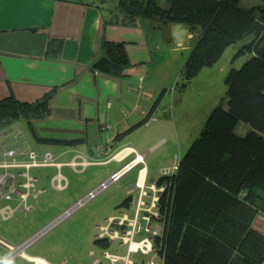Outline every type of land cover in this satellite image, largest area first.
<instances>
[{"label":"trees","instance_id":"obj_1","mask_svg":"<svg viewBox=\"0 0 264 264\" xmlns=\"http://www.w3.org/2000/svg\"><path fill=\"white\" fill-rule=\"evenodd\" d=\"M118 10L131 26L145 19L156 26L199 30L181 73L187 83L204 67H214L227 48L252 37L234 62L247 54L249 59L226 76V106L211 113L178 168L155 181L165 191L158 205V225L164 232L154 246L163 264H264V229L256 226L264 217V0H120ZM104 46L92 71L117 80L129 77L126 45ZM56 93L27 103L11 90L0 101V130L24 118L29 133L42 144L35 120L51 115ZM242 124L251 132L239 136ZM86 142L45 144L73 147ZM95 245L107 252L113 244L104 237L95 239Z\"/></svg>","mask_w":264,"mask_h":264},{"label":"crops","instance_id":"obj_2","mask_svg":"<svg viewBox=\"0 0 264 264\" xmlns=\"http://www.w3.org/2000/svg\"><path fill=\"white\" fill-rule=\"evenodd\" d=\"M103 3L104 0H0V101L8 98L12 90L20 101L34 103L57 89L50 104L51 117L48 116L50 118L47 119L57 118L65 122L58 128L40 129L37 124L46 123L47 119L35 120L38 140L43 142L42 144L29 133L28 126L27 131L30 135L21 128L24 123L28 124L24 118L13 121L0 130V178L7 174L15 176L14 183L17 187L26 182L27 179L21 175L27 173L37 182L35 191L18 188L19 192L27 197V205L34 209L25 214L21 209V196L15 194L12 200L0 202L2 222L13 220L20 223V218L27 219L30 213L38 212L39 198L45 195L46 188L52 187L60 191L69 189L71 182L64 176L67 169L72 175L85 176L98 166L109 168L113 166L106 176L109 180L111 175L133 160L129 149H135L146 156L150 151L143 153L144 150L137 146L135 141L131 146L132 142H129V138L132 134L144 130L155 119V114L161 106V97L155 100V91H146V94L141 95V87L133 92L137 85L127 80L133 69L148 70L147 68L160 54L157 52L159 50L157 44L163 48L167 47L166 43L171 40L172 25L156 26L145 19H139L134 26H131L123 21L120 10L119 12L106 10ZM119 3L120 0L118 5ZM192 35L191 38H194V33ZM106 42L126 45L130 57L129 77L117 80L92 71L94 62L104 53ZM71 88L74 93L68 94ZM63 94H68L69 99L72 100L60 104L57 112L53 102ZM136 95L141 96L134 99ZM115 97L118 98L117 103L113 101ZM76 106L79 108L78 116H75ZM121 109H125V112ZM95 110V119H88L91 115L90 111L94 113ZM84 119L88 122L93 121L94 125L97 124L94 132H89L87 127L81 130V127L76 125L83 124ZM72 120L78 123L71 128L67 127L66 123ZM146 121L147 123L144 124ZM140 125L141 127H138ZM92 138L96 141L99 139L100 144H97L99 150L84 151L78 148L85 146ZM82 139H86L85 145L72 147L61 144L63 147L56 153L52 152L51 146L61 145L45 144ZM2 148H14L18 150V154L11 159L5 156ZM33 153L37 155L36 158L41 164L37 167L32 166ZM49 154L54 157V163L43 166L45 157ZM5 163L30 167L5 168ZM148 170L150 176V165ZM49 171L53 176H49ZM58 181L61 182L60 186L57 185ZM9 185L7 184L6 187ZM128 193L131 194L133 191ZM131 196L128 195L127 201L130 203V210L131 201L137 198L131 199ZM11 202L14 204L4 205ZM44 214H47L48 219L40 218ZM51 219L48 213L35 214L32 220L27 222L38 223L36 228L27 231L29 236L41 229L43 224H48ZM8 226L13 233L11 235H5L0 226V257H5L8 253L6 244L16 247L29 239L27 236L28 239L25 241H19L21 244H13L16 242H13L12 238H20L24 232L25 234L27 232L21 229L14 231L16 225ZM97 236L99 235H96L94 240ZM30 256L46 260L44 257ZM57 258L61 257L57 256ZM21 261L32 264L25 258H21ZM95 262L103 264L100 261ZM67 263L66 258L63 264Z\"/></svg>","mask_w":264,"mask_h":264},{"label":"rangeland","instance_id":"obj_3","mask_svg":"<svg viewBox=\"0 0 264 264\" xmlns=\"http://www.w3.org/2000/svg\"><path fill=\"white\" fill-rule=\"evenodd\" d=\"M119 0H104L102 4L106 10L111 12H119L118 10ZM117 10V11H116ZM171 40L166 43L167 47H161L155 42L159 47L157 51L160 53L155 58L153 64L142 71L133 69L128 82H134L137 85L135 89H141V95L146 94V91H155V100L161 97L160 109L155 114V119L148 124L144 130L132 134L129 138L131 146H133V141H135L137 146L141 147L144 152H147L144 164H139L134 168L133 171L122 176V179L113 184L106 192L99 195V197L88 204L86 208L78 210L74 215L65 220L62 224L57 226L48 233L45 237H42L37 244L30 247L26 252L28 255L44 257L50 264H63V262L68 259L67 264H93L95 261L103 262V264H111L110 260L105 257V252L95 245L94 237L96 235L104 234L101 231V227L112 228L120 234V238L116 239L113 245L107 249V252L114 256L117 255L123 260L119 264H129L127 259H130L131 264H151L153 254L149 257L142 253L135 255H130L128 250V245L120 246L122 243V238L125 232H131V229L125 230L119 227L120 225L111 224L109 220L112 218L121 220L124 215L121 213H130L128 195H132L131 199L139 197L140 190L136 188L138 182V175L142 169L150 165V176H148V183L158 181L164 175H171L179 166V161L188 153V150L193 145V142L201 135L202 131L205 129V125L211 116V113L216 109V107L222 105L226 106V76L232 69L240 68L244 62L249 59L247 54L241 56L234 62L238 51L243 47L245 43L252 41V37L245 39L242 43H237L227 48L224 55L214 67H204L201 72L187 83L182 74L183 66L189 57L191 51V46L196 44L197 38H199V30L194 33V38H191L192 32L182 25H172L171 28ZM233 62V64H232ZM165 94L163 95V93ZM74 93L71 88L69 93ZM68 94L60 95L58 100L55 98L53 104L55 109L59 112L60 104L66 101H71ZM90 97L92 95L88 93ZM141 95L134 96L136 98ZM117 99H113L117 103ZM162 101V102H161ZM78 103V101L76 102ZM159 105V102L157 103ZM75 116L79 114L78 106L75 107ZM82 108V107H81ZM96 109V108H95ZM125 112V109H121ZM89 109H87V112ZM91 115L88 119H95L96 110L93 113L90 111ZM51 117V116H50ZM48 117V118H50ZM84 119L83 124H76L84 130L86 127L89 132H94L97 128V124L89 120V122ZM75 120L67 122V127L71 128L75 125ZM65 122L59 121L57 118L47 119L46 123H38L40 129L48 128H58L60 125H64ZM25 130L26 134L30 135L27 131V125L21 127ZM251 132V127L242 124L238 128L237 134L239 136H244ZM94 138L88 140L85 146L78 147L80 150H97L100 144L99 139L93 140ZM135 145V144H134ZM52 152L56 153L61 146H51ZM99 150V149H98ZM142 153V152H141ZM138 153L135 149L130 153L133 156V160L136 156L143 155ZM150 153V154H149ZM129 162V163H131ZM146 162L148 165H146ZM128 163V164H129ZM127 165V164H126ZM110 166L106 167H96L92 169L85 176L72 175L68 173V169L65 170V178L71 182V186L63 191L54 190L52 187L46 188L45 195L39 198V211L32 212L28 215L27 219L20 218V223L13 220L0 221L1 230L5 235H11L9 226L16 225L17 229L24 231H29L37 227L38 223L28 224V220L31 221L37 213H48L52 218L49 223L51 224L54 220L59 218L66 210L74 207L77 202L85 198L91 191L95 190L102 184L106 182L107 174L109 170L112 169ZM125 167V165H124ZM123 168V167H122ZM149 171V170H148ZM51 176L53 173L48 172ZM34 176V171H33ZM40 177V176H39ZM150 178V179H149ZM65 181V180H64ZM61 182L58 181L57 185ZM66 183V181H65ZM60 186V185H59ZM128 191H135V193L129 194ZM153 194V191H150ZM134 196V197H133ZM147 204H150V200H145ZM14 203H5L4 205H9ZM131 218L136 219V214L131 211ZM122 215V216H121ZM40 218L48 219L47 214L42 215ZM256 226L260 229H264V217H259L257 219ZM133 223L135 220H131ZM139 224L146 229L148 225L139 219ZM28 226H27V224ZM48 224H43L42 228H45ZM34 224V225H33ZM45 225V226H44ZM153 227L157 224L152 223ZM41 229L29 236V232L23 234L20 238H12L13 244H21L19 241H25L27 236L31 238L35 234L39 233ZM147 234L145 231L137 235L136 240H142ZM11 238V237H10ZM29 240V239H28ZM11 241V240H10ZM11 241V242H12ZM18 246V245H17ZM16 246V247H17ZM92 252H95L94 254ZM54 255V256H53ZM57 256L61 258H57ZM150 259V260H149ZM14 264H25L21 261V258L14 260Z\"/></svg>","mask_w":264,"mask_h":264},{"label":"built area","instance_id":"obj_4","mask_svg":"<svg viewBox=\"0 0 264 264\" xmlns=\"http://www.w3.org/2000/svg\"><path fill=\"white\" fill-rule=\"evenodd\" d=\"M130 153L133 152V149H129ZM2 151L5 152V156L13 159L17 154L18 150L12 149H5L2 148ZM36 154H31L32 158V166L37 167L41 165L38 162V159L36 158ZM46 160L42 164L43 166H49L50 164L54 163V157L49 154L46 155ZM146 159V154L143 155H137L133 162L125 165L120 171L110 176L109 180L99 185L98 188L91 191L85 198L81 199L79 202L75 204L74 207L70 208L69 210H66L64 214H62L59 218L54 220L51 224L46 226L45 228L41 229V231L31 238L24 242V244L19 245L17 247L7 245L8 247V253L5 255V257H11L13 260L18 259V257L25 258L32 264H49L45 259L37 258V257H31L30 255H27L26 252L29 250L30 247L34 246L41 240L42 237H45L48 233L52 232L54 228L62 224L65 220L70 218L72 215H74L78 210H81L83 208H86L90 202L97 199L99 195L106 192L113 184L119 182L122 179V176L126 175L127 173L134 170L135 167L139 164H144ZM85 165V164H84ZM16 167V168H25L30 167L28 165H19L17 163H14L13 165H9L8 163L4 164L5 168L10 167ZM23 178H26V182L24 184H20L16 187L15 182V176L5 175L0 178V202L3 200H12L15 194H19L22 199L21 209L25 214H28L31 212L34 207L27 205V197L19 192L18 188H27L32 189L35 191L36 189V180L29 177V175L22 174ZM149 176L148 167L142 169L140 172V175H138V182L136 184V188L140 190V195L138 198H135L131 205V211H134L136 214V219L131 218V211L129 214H126L125 212L122 213L123 218L121 220L112 218L109 220V222L113 224L120 225L123 229V232L125 230L131 229L133 227V230L131 232H125L123 236V240L120 246H126L128 245V250L130 255H135L138 253H142L146 255V257H149L151 254H153L151 264H163L161 261V255L157 251V249L154 246V241L156 237H160L162 233L164 232V228L162 225H158V219H159V199L162 192L165 191V188H158L156 182H147V178ZM7 184H10L6 187ZM150 191H153V194H150ZM37 202V197H35ZM145 200H150L151 203L147 204ZM142 219L144 223L148 225L146 229H144L143 226L139 224V219ZM131 220H135L133 223ZM157 224L156 227H153L152 223ZM101 231L104 234H101L97 237V239L106 237L110 240V242L113 244L116 239L120 238V234L116 232L112 228H104L101 227ZM145 231L147 234L144 239L142 240H136L137 235L142 234ZM94 254V253H93ZM105 257L110 260L111 264H119L123 259L120 258L117 255H110L108 252L105 253ZM150 260V259H149ZM66 263V262H65ZM127 263L131 264L130 259H127ZM93 264H101L99 262H93Z\"/></svg>","mask_w":264,"mask_h":264},{"label":"clouds","instance_id":"obj_5","mask_svg":"<svg viewBox=\"0 0 264 264\" xmlns=\"http://www.w3.org/2000/svg\"><path fill=\"white\" fill-rule=\"evenodd\" d=\"M0 264H14V260L11 257H0Z\"/></svg>","mask_w":264,"mask_h":264},{"label":"flooded vegetation","instance_id":"obj_6","mask_svg":"<svg viewBox=\"0 0 264 264\" xmlns=\"http://www.w3.org/2000/svg\"><path fill=\"white\" fill-rule=\"evenodd\" d=\"M98 237V236H97Z\"/></svg>","mask_w":264,"mask_h":264}]
</instances>
